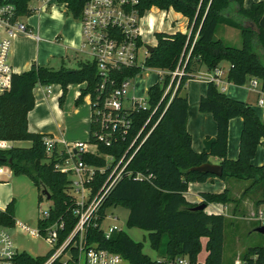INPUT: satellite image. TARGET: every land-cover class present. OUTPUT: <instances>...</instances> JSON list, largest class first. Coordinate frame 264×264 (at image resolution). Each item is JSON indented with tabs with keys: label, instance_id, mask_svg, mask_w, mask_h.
<instances>
[{
	"label": "trees",
	"instance_id": "trees-1",
	"mask_svg": "<svg viewBox=\"0 0 264 264\" xmlns=\"http://www.w3.org/2000/svg\"><path fill=\"white\" fill-rule=\"evenodd\" d=\"M29 1L0 0V4L12 2L18 15L31 16L33 10L29 8ZM60 1L67 3L73 17L80 18L85 0ZM244 1L140 0L141 16L153 7L166 11L174 9L189 19V32L155 33V49L146 57L144 66L162 70L165 74L162 80L148 89L146 107L123 109L121 113L128 126H120L110 144L99 140L103 132L101 119L96 114L92 115L89 143L97 145L98 151L84 153L82 159L97 169L94 180L89 184L93 194L105 184L120 160L123 159V165L129 162L105 199L97 219L88 227V243H97L121 254L129 264H169L179 256H188L196 262L203 249L202 238L206 237V263H224L225 215L208 213L207 207L193 210L197 204L189 202L185 196L190 183L204 182L217 176L190 168L209 162L211 156H216L221 158L224 169L219 178L251 180L252 185H259L263 191L264 164L256 166L252 160L264 140V122L252 105L229 97L217 84L208 82L207 92L199 100V110L212 114L217 134L208 151L197 152L187 128L189 100L181 95V91L189 79L196 78L201 67L212 71L224 61L230 63V82L244 85L250 78L257 77L264 91V30L256 32L246 26L247 21L259 23L264 16V0L250 7H245ZM221 24L240 31V47L216 36ZM178 67L184 73L174 78L172 72ZM142 71V67L137 65L114 68L110 71L109 80L104 81L96 62L89 59L80 60L75 68L62 65L55 69L34 63L29 70L15 73L11 88L0 94V141L32 142L30 147L0 149V165L9 166L17 175L28 176L42 193L44 189L49 191L53 202L50 217L39 218L38 228L44 234L51 225L63 222V228L59 229L60 244L78 222L73 212L76 201L70 193V173L56 170L55 161H50L46 154V135L30 131L28 127V114L35 105L34 89L40 85L60 84L62 94L59 102L63 105L68 86L85 83L76 104L90 94L92 108L95 109L103 106L108 92L121 86L126 79L141 75ZM235 117H242L244 124L239 156L232 160L228 158L229 127ZM202 196L204 200L201 203L207 206L209 203L228 204L234 201L229 188L220 193L204 192ZM112 206L129 210L128 226L148 231L150 244L159 253V259L145 254L143 243L135 241L122 229L115 231L110 238L105 237L100 224L107 216V209ZM15 222L12 201L6 209L0 210V225L11 228ZM69 250L71 257L68 261L58 258L51 264H78L79 249L72 243ZM51 252L33 256L21 251L15 261L17 264H44ZM242 259L245 264H261L264 246L248 248Z\"/></svg>",
	"mask_w": 264,
	"mask_h": 264
},
{
	"label": "built area",
	"instance_id": "built-area-1",
	"mask_svg": "<svg viewBox=\"0 0 264 264\" xmlns=\"http://www.w3.org/2000/svg\"><path fill=\"white\" fill-rule=\"evenodd\" d=\"M40 5L34 8L37 12H47L61 2L60 0H40ZM65 7L67 3L61 2ZM140 0H85L81 16L79 18L82 28V44L79 48L81 53H88L91 61H95L98 72L104 81L109 80L110 71L114 68L123 66H141L145 68L144 61L150 54L146 45L150 44L144 38V31L141 28L144 16H141L139 5ZM32 9V8H31ZM17 13V7L12 2L0 4V94L9 90L12 86L13 75L16 73L11 62V50L13 39L18 33H24L40 41L41 37L25 22L21 20ZM153 26L150 24V31ZM145 50L143 61H140V50ZM87 49V50H86ZM230 68V66H229ZM229 68L218 66L212 71L204 74H197L196 77L206 82L217 84L219 89L224 92L225 83H229ZM159 73H163L158 69ZM184 73L181 67L172 72L173 77H180ZM130 80L126 79L121 86L113 88L108 92L103 100V106L93 109L92 115L96 114L101 119L103 132L99 135V140L110 144L121 127H127L128 121L121 113L124 107L125 96L128 93ZM250 85L254 89L261 87L262 83L257 77L250 79ZM105 85V84H104ZM104 85L102 87H104ZM178 85L174 89L173 95ZM52 84L45 85L48 93H51ZM171 88L168 87L167 91ZM133 107H146V102L132 99ZM257 106L262 113L264 122V91L261 90V96L257 100ZM65 149L58 147V142L49 137H44L46 154L50 161H55V168L58 171L74 174L76 178L72 179L70 193L75 198L76 207L73 212L78 218V222L67 237L59 243V229L63 228V222L55 223L47 228L44 234L38 229H33L35 233L43 236L51 247V254L44 264H51L58 258H62L67 252H70L69 246L73 243L79 249L78 264H121L124 257L110 249L103 248L97 243H88L87 230L98 217V212L105 199L122 176L128 162L123 165V159L113 168L105 184L98 192L93 194L89 184L94 180L97 169L83 161L82 155L87 152L97 153L98 148L94 150L89 148L90 143L78 141L74 144H67ZM105 171V169H100ZM227 207H216L214 214L228 215ZM41 211V207L39 209ZM50 217V208L42 210V218ZM249 220L256 221L259 226H264V193L262 202L256 207L253 216ZM26 229V224L15 222V226ZM103 224V222H102ZM100 224L105 237L110 238L115 231L121 228L114 224L105 229ZM20 225V226H19ZM97 225V223H95ZM11 228L0 225V264H17L16 256L21 252L18 250ZM257 258V256H256ZM169 264H207L206 261L197 260L192 262L188 256H179ZM236 264H245L242 258H239ZM261 264H264V260Z\"/></svg>",
	"mask_w": 264,
	"mask_h": 264
},
{
	"label": "crops",
	"instance_id": "crops-1",
	"mask_svg": "<svg viewBox=\"0 0 264 264\" xmlns=\"http://www.w3.org/2000/svg\"><path fill=\"white\" fill-rule=\"evenodd\" d=\"M260 1L262 0H245L244 4L245 7H250L253 3ZM29 8L31 7L29 6ZM32 10L33 14L31 16H26L27 21L21 20L35 30V32L40 35L41 39L38 41L24 33H18L17 36L14 37L11 50V62L16 73H22L29 70L34 63L58 69L56 68V64H60V66L66 65L67 60L72 62V60L77 57L75 62L78 64L80 60L88 59H84L81 56V54L84 53H81L79 50L82 44V28L80 21L73 17L68 7H65L61 2H58L54 8L47 12H37L34 8H32ZM169 11L172 12L171 21H167V15H169V13L166 10H161L157 7L151 9V12L154 13L153 15L148 13L144 20H142L141 28L144 31L145 40L150 43L149 37H153L154 43L150 44H156V32H189V19L182 13L176 12L174 9H170ZM150 24L153 26L152 31H150ZM221 25H224L225 28L223 29L227 32H230L228 29H235V27L226 24ZM219 27L217 32L220 29ZM220 67L226 68L224 67L223 62ZM153 70L154 72L151 71L155 73L153 77H142V74L135 77L136 79L134 80V83L130 82L128 94L132 85L133 93L137 94L140 85L147 88L148 91L153 84L162 80L165 72L163 71L161 74L158 72V69ZM208 72L209 70L206 67H201L197 74L200 75ZM250 79L244 85H237L232 82L225 83L224 92L233 99L243 100L252 105L258 115H260L261 110L257 106V100L261 96V90H263L262 85L258 89H254L249 83ZM85 86V83L70 84L63 105L59 102V97L62 94V87L60 84H52L51 93L47 92L45 85L37 86L34 89L35 105L28 114V127L30 131L42 133L55 139L58 142V147L62 149H65L66 146L62 142L63 140L67 142L68 145L74 144L78 141L88 142L90 139L92 120L91 95H86L80 104H76V100ZM207 87L208 82L196 77L189 79L181 91V95L187 96L189 100L190 106L187 128L192 135L193 148L197 152L208 151L217 134V124L212 114L204 113L199 110V100L206 94ZM133 98L134 97L129 98L132 104L131 107H133ZM243 124L244 120L242 117H235L230 121L228 142L229 159L236 160L239 156ZM31 145V141H0V149H9L12 146L30 147ZM209 161L213 163H221V158L211 156ZM252 163L256 166H261L264 164V160H262V158H253ZM212 178H209L204 182L190 183L188 191L185 193L186 199L193 204H199L204 200L202 193H220L228 188L223 183L217 184ZM234 179L241 181V183L237 182L236 185H234L235 190L238 191L236 197L232 194V191L229 188L234 201L228 204L209 203L208 206H210L211 210L206 209L208 213H213L216 210V207L226 206L227 213L229 214L230 205L235 203L239 204V207L244 208L251 206L253 203L254 205L256 204L257 207L262 202L264 190L262 191L261 189L262 196L259 198L257 197L256 199V195H253L251 191H248L249 188L258 187L259 185H252L251 180ZM242 181L251 182L249 186H247L243 184ZM217 187L220 189L215 190ZM23 188H27L29 194L28 198L31 200V211H33L34 208L36 213L37 203L35 201L33 202V200L34 195L39 190L33 181L26 175L15 174L9 166L0 165V210L6 209L7 205L12 201L15 203L16 199L23 194ZM14 213L16 221H19L21 213L18 212L16 207H14ZM31 217L27 216L26 219ZM38 221L39 218L37 216V225ZM17 228V226L11 227V233L17 232ZM207 240L206 237L202 238L203 249L198 256V260L200 261H204L207 258ZM246 250L242 251L238 258H242L241 256H243ZM21 251H27V249H22Z\"/></svg>",
	"mask_w": 264,
	"mask_h": 264
},
{
	"label": "rangeland",
	"instance_id": "rangeland-1",
	"mask_svg": "<svg viewBox=\"0 0 264 264\" xmlns=\"http://www.w3.org/2000/svg\"><path fill=\"white\" fill-rule=\"evenodd\" d=\"M40 0H30L29 6L31 8H37L40 5ZM169 15H167V21H171L172 19V12L167 11ZM154 14L151 12V9L146 12V15ZM145 15V16H146ZM144 16V18H145ZM23 21L26 20V16L21 17ZM144 20V19H143ZM166 21V19L164 18ZM220 29L217 32V37L224 39L227 43L235 45L240 47L242 45V39L241 35L238 29H228L230 32L224 31L223 28L224 25H221L219 27ZM228 28V27H227ZM150 43H154L153 37H149ZM87 50V49H86ZM81 56L86 59H90V55L88 53L81 54ZM145 56V50L142 48L140 50V61L142 62ZM77 59V57L75 58ZM75 59L70 62L69 60L66 61V65L71 68L77 67V62H75ZM71 63V64H69ZM224 67L226 69L229 68L230 63L227 61L223 62ZM55 65V64H54ZM60 64H56V68H59ZM61 67V66H60ZM154 70L146 69L142 71V77H153L155 73L151 72ZM136 78H132L130 82L134 83V80ZM133 86V85H132ZM131 86V90H129V94L127 93L125 96V103L124 107L126 109H130L131 102L129 98L134 97L136 100H139L141 102H145L148 98V91L147 88L142 87L141 85L138 87L137 94L133 93V87ZM259 111V110H258ZM260 112V111H259ZM260 118H262V113L260 112ZM89 148L91 150L95 149V146L93 144H90ZM256 158H262L264 160V145L263 141L262 144H260L257 148L256 155L254 159ZM108 162L110 160L108 159ZM71 179H75L76 176L74 174H70ZM215 180V182L223 183L226 187L230 188L232 191V194L236 197V194H238V191L235 190V186L237 181L234 178H229L227 180H222L219 177L212 178ZM251 181H242L243 184L249 186ZM212 184V183H211ZM213 189V188H212ZM220 188H215V190H219ZM261 187H251L248 189V191H251L253 195L255 196V199L260 196H262ZM24 192L21 196H19L18 199H16L14 203V207L18 210L19 213H21V218H19V223L26 224V229H22L18 227L17 223V232H12V236L14 239V242L18 248L19 251L22 249H27L29 253L36 255V256H44L46 255L51 247L47 243L46 239L39 235L38 233H35L33 229H38L37 225V216L38 218H42V210H47L50 208V206L53 204L51 199H48L46 195L42 193V190L36 191V194L34 195V200L36 204V213L33 208V211H31L30 207V199L28 198L29 194L27 192V188H23ZM49 192V191H48ZM42 198L38 200V195H40ZM233 198V197H232ZM234 199V198H233ZM41 207V211L39 210ZM207 210L210 209V206H207ZM235 209V210H234ZM256 209V204L254 203L251 206L241 208L239 207V204L235 203L233 205H230L229 214L226 215V223H225V239H224V263L225 264H235L238 262L237 259H239V254L250 248L255 246H264V234L257 231V228L259 227V223L253 220H249L250 217L253 216V212ZM211 210V209H210ZM232 211V214H231ZM236 211V212H235ZM107 216L105 220L103 221L102 226L107 229L109 225H118L122 230H124L129 236H131L135 241H139L143 243V252L147 255H149L152 259H159V253L152 248L149 238H148V231L140 228V227H130L127 224L128 216H129V210L122 206H112L107 209ZM32 215V217H31ZM29 216L31 218L26 217ZM23 217V218H22ZM21 220V221H20ZM20 226V225H19ZM16 227V226H15ZM71 254L70 252H67L61 259L66 262L70 259ZM242 257V256H241ZM121 264H129L127 260H123Z\"/></svg>",
	"mask_w": 264,
	"mask_h": 264
},
{
	"label": "water",
	"instance_id": "water-1",
	"mask_svg": "<svg viewBox=\"0 0 264 264\" xmlns=\"http://www.w3.org/2000/svg\"><path fill=\"white\" fill-rule=\"evenodd\" d=\"M246 26L252 28L256 32H260V29L264 30V16L261 18L259 23L247 21ZM149 52H152L155 49V45L147 44L146 45ZM11 162V159L9 160ZM192 171H198V172H206L211 173L217 177H221L223 175L224 169L221 163H213V162H206L197 166H194L190 168ZM43 194L46 195L48 199H51L50 193L44 189ZM207 207L206 203H199L195 207H193V210H203ZM257 231L264 234V226H259L257 228Z\"/></svg>",
	"mask_w": 264,
	"mask_h": 264
},
{
	"label": "bare ground",
	"instance_id": "bare-ground-1",
	"mask_svg": "<svg viewBox=\"0 0 264 264\" xmlns=\"http://www.w3.org/2000/svg\"><path fill=\"white\" fill-rule=\"evenodd\" d=\"M154 21V20H153ZM153 21H151V22H153Z\"/></svg>",
	"mask_w": 264,
	"mask_h": 264
}]
</instances>
